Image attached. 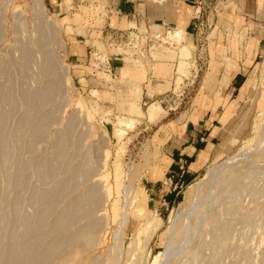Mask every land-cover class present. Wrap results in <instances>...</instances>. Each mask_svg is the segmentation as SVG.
<instances>
[{"label":"rangeland","instance_id":"rangeland-1","mask_svg":"<svg viewBox=\"0 0 264 264\" xmlns=\"http://www.w3.org/2000/svg\"><path fill=\"white\" fill-rule=\"evenodd\" d=\"M92 1L77 11L100 30L108 13ZM192 5L191 29L165 22L117 42L103 32L74 66L65 12L0 0V264H264V3ZM115 55L152 77L160 62L174 70L141 96L110 75ZM95 70L100 83L87 79ZM186 123L206 132L211 157L175 183L168 163Z\"/></svg>","mask_w":264,"mask_h":264},{"label":"crops","instance_id":"crops-1","mask_svg":"<svg viewBox=\"0 0 264 264\" xmlns=\"http://www.w3.org/2000/svg\"><path fill=\"white\" fill-rule=\"evenodd\" d=\"M71 1L73 5H71L69 11H67V8L66 10L64 8V2L62 0H45L49 5H55L58 7L60 13L61 11L65 12L62 16L63 23H66L65 28L68 27L70 31H72L69 32L70 45L68 49L70 51L68 50V55L74 62H76L73 64L75 66L79 64L82 60V55H84L89 49L87 42L98 40L102 42L103 32H110V34H112V32L120 33L128 32L129 30L136 32V34L133 33L138 35L137 32H139L140 29H146L155 24L163 25L165 22L173 26H179L177 29L173 30L178 33L183 32L180 27L181 25L185 30L191 29L193 22L192 18L188 17V7H193L194 5L192 4L197 0H94V2L92 1L91 3H104L105 10L108 13L105 19V25L100 30L99 28L97 29L96 22L93 18L87 17V14H81V12H83L81 10H78L80 12L77 11V2L86 3L88 0ZM260 1L261 4L264 3V0ZM86 7L87 6H85V8ZM76 23H79L80 26H77ZM79 27H81V29ZM155 29H157L155 31L161 33L163 37L168 38L169 40L176 41V39H178H173L171 36H168L174 32L171 33L169 30H159L157 26H155ZM79 30H83V34H79ZM99 32L101 35L98 34ZM173 35L176 36V34ZM137 37L138 36L134 38V41ZM255 41L256 39L249 42L247 47H256L260 41ZM110 57V75H113L116 72L125 74L124 79H128L131 83L130 86L132 89L138 90L139 93H141V96L143 94L145 97H152L155 95L159 84L168 83L169 81L167 78L174 70V67L168 66V62H160L157 67L153 68L156 76L152 77L149 67L143 66V64L139 66L136 64L133 65V59H128V63L131 61V63L128 64L127 62H124L126 60L121 55ZM99 73L100 71L98 70L91 73V75H95V78L88 76L86 73L88 81H91L92 79V81L100 83L101 80H97L96 77ZM124 79H118V82L123 81ZM97 86H99V84H97ZM101 86H105L110 90L113 87L112 82L102 83ZM93 89L97 90L99 96H102L104 92L110 93L107 90H100L101 87L100 89L99 87ZM129 89L131 88L129 87ZM133 103L137 104L136 101ZM199 125L201 126V124ZM194 129L195 127L192 123H186L185 128L181 133V144L179 146H172L174 153H172V157L169 158L170 161L168 163V168H171L169 169L170 172L174 173V176H176L175 183L181 181L180 179L184 171L192 176L196 174L203 164L208 161L209 157H211V151L209 149V144H211V142H202L203 135L206 132L202 133V129H197L196 131ZM203 129L207 131L209 128L204 127ZM182 155L185 158L184 163L187 164L185 170H181V163L183 160L181 157Z\"/></svg>","mask_w":264,"mask_h":264},{"label":"trees","instance_id":"trees-1","mask_svg":"<svg viewBox=\"0 0 264 264\" xmlns=\"http://www.w3.org/2000/svg\"><path fill=\"white\" fill-rule=\"evenodd\" d=\"M148 30H149V28H148ZM134 33L136 34V32H134ZM124 34H125V32H120V33H113L112 32V34H110V36L117 42V40H119L120 38H122V39L124 38L125 40H127L128 36L126 35L124 37ZM137 34L140 35L138 32H137ZM138 42H140V39H138V37H137V39H135V41L131 43V47L136 49ZM144 42H145V45H142V47L140 48L141 49L140 52L149 51V45L146 43V41H144ZM193 178H194V176H192L189 173H187L186 171H184L180 180L182 181V183H189L193 180ZM165 199L168 201L169 204L176 200L175 196H173L172 194L167 195Z\"/></svg>","mask_w":264,"mask_h":264},{"label":"bare ground","instance_id":"bare-ground-1","mask_svg":"<svg viewBox=\"0 0 264 264\" xmlns=\"http://www.w3.org/2000/svg\"><path fill=\"white\" fill-rule=\"evenodd\" d=\"M156 32V31H155ZM158 36H159V38H161V39H163L164 37L162 36V34L161 33H159L158 32ZM164 39H166V38H164ZM229 160V159H228ZM232 160V159H231ZM201 183V182H200ZM200 183H198V185L200 184ZM195 184V183H194ZM196 185H197V183H196ZM195 185V186H196ZM192 186H194L193 184H192ZM198 187V186H197ZM196 187V188H197ZM201 187V186H200ZM199 188V187H198ZM198 188H197V190H198ZM193 189V188H192ZM197 190H196V192H197ZM195 192V193H196ZM151 219V218H150ZM159 222H157V221H153V222H150L149 224H148V226H146V227H149L148 228V232H150V233H153L154 231H155V229H157L158 227H159ZM143 230V229H142ZM144 231V230H143ZM146 232V231H145Z\"/></svg>","mask_w":264,"mask_h":264},{"label":"built area","instance_id":"built-area-1","mask_svg":"<svg viewBox=\"0 0 264 264\" xmlns=\"http://www.w3.org/2000/svg\"><path fill=\"white\" fill-rule=\"evenodd\" d=\"M183 168V164H181V169Z\"/></svg>","mask_w":264,"mask_h":264}]
</instances>
